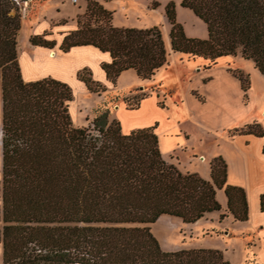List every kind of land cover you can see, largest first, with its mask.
Returning a JSON list of instances; mask_svg holds the SVG:
<instances>
[{
  "label": "trees",
  "instance_id": "obj_1",
  "mask_svg": "<svg viewBox=\"0 0 264 264\" xmlns=\"http://www.w3.org/2000/svg\"><path fill=\"white\" fill-rule=\"evenodd\" d=\"M26 1L0 0L2 264H230L217 249L164 251L150 228L163 214L191 223L219 211L217 190L226 196L219 219L230 215L247 220L246 192L226 183L224 158L210 160L208 180L182 172L163 159L155 126L123 133L102 104L93 109L86 126L73 125V92L67 83L50 76L22 78L16 36L21 24L18 4ZM180 4L205 23L207 37L187 36L176 20L175 3L169 1L165 16L172 51L202 58L204 67L239 52L264 76V0ZM112 14L101 0H87L76 28L62 36L59 50L92 45L108 52L111 59L101 67L112 85L127 69L151 79L167 64L161 31L155 26H114ZM45 36L31 35L30 42L53 48L56 40ZM233 72L246 90L249 75ZM77 77L89 91L105 90L86 67ZM144 96H124L123 101L136 108ZM233 132L264 136L255 121ZM259 208L264 212V193Z\"/></svg>",
  "mask_w": 264,
  "mask_h": 264
},
{
  "label": "rangeland",
  "instance_id": "obj_2",
  "mask_svg": "<svg viewBox=\"0 0 264 264\" xmlns=\"http://www.w3.org/2000/svg\"><path fill=\"white\" fill-rule=\"evenodd\" d=\"M104 1H106L107 7L118 9L115 13V20L117 22L131 23L135 25V28H149L154 26L159 28L167 51V66L164 65L160 67L153 80L139 78L136 71L133 69L124 70L118 75L115 85L111 87L104 82L94 79L91 73L93 80L105 85V90L101 91V93L74 91L73 86L65 82L71 87L73 92V101L69 108L72 123L78 127L86 126L93 118V109L102 104L108 108L109 120L116 119L120 122L123 133H129L137 128L151 126H155L156 132L158 125L159 130L162 126L166 125V122H168V124L171 123V117L180 112V107H176V104L179 103V98H177V96L179 97L186 93L189 80L198 73V71L193 70L197 67L194 65L188 68L184 67V60L189 58L186 55H176V59L173 57L174 54L170 51L168 42L169 23L166 17L163 19L160 17L159 13L155 14L147 8L148 4L146 5V3L148 0ZM149 1H151V5L154 2H156L155 5H158V1ZM169 1L175 3L176 10L177 0H164L161 6L163 13H165V6ZM86 2L87 0H79L75 4L70 0H27L26 2H19L21 24L16 36L17 54L32 55L31 48L33 44L30 42V37L32 35L30 31L35 27V22L41 19L42 13L46 15V19L65 18L67 21L66 23L70 24L71 21H75V15L84 13ZM180 2L178 4L181 6ZM122 5L127 15H123V12L120 11L119 8ZM181 7L186 9V7ZM177 21L183 25L181 21ZM51 31L52 30L47 29L44 32L46 33V39H54V33ZM42 34L39 33V35ZM49 57L52 58L53 56L49 53ZM179 58H181L184 64ZM37 67L40 71L57 70L56 65L52 61H39ZM202 70L201 72L203 75L210 73V75H215V78L222 77L225 73L234 75V70H241L244 74H248V88L246 90L240 89L239 91L243 96L244 107L247 106V91L249 89H253L254 92L259 94L261 90L264 89V76L254 67V63L251 59L243 58L239 52L232 57H223L219 59L214 66ZM30 73L31 71L27 70V75ZM205 77H207V75L200 78L203 84V90L210 92L214 91V95L216 96L209 98V100H205L198 92H191V90H189L188 93L199 105L200 112L203 115L201 118L210 125L211 129L203 131L190 122H184V120H182L180 116L179 117L182 121L181 125L189 128L191 134L190 138L192 142L195 143V146H200L204 151H212L218 143V138L223 137L225 133L233 134V129L231 128L234 125L231 127L228 125L235 122H243L245 118L241 112L238 113L226 107L224 109L223 106L215 104V98L222 99L224 94H226L227 97L230 96V98H235L237 95L235 92L237 90L232 89V86L229 84L222 85L221 89L225 92H221L222 96H220L219 91L222 90L216 89L211 81L204 82L206 79ZM236 79L242 88L241 81L237 76ZM192 84H194V82ZM140 93L145 94L140 100L142 101L141 105L136 108H128V104L123 101V97ZM116 95L117 97H115ZM159 101L163 103V106L158 104ZM1 114L2 100L0 83V127ZM248 123H252V121H246L244 125ZM218 194H221L219 199L216 197L221 209L219 211L206 213L195 222L187 223L183 222L180 218L163 214L150 224L151 231L157 238L161 249L164 251L217 249L222 252L224 259L229 261L230 264H264V228L261 224L255 225L254 221L256 222L258 218L256 217L254 221L250 218L245 221H236L228 215L220 220L219 214L226 209V202L223 190H217V196ZM0 264H2L1 243Z\"/></svg>",
  "mask_w": 264,
  "mask_h": 264
},
{
  "label": "crops",
  "instance_id": "obj_3",
  "mask_svg": "<svg viewBox=\"0 0 264 264\" xmlns=\"http://www.w3.org/2000/svg\"><path fill=\"white\" fill-rule=\"evenodd\" d=\"M154 1H158V5H151V1L148 0L146 3V5L148 4L147 8L155 14L159 13L160 17L164 19L166 16L161 7L164 0ZM180 1L181 0L176 1V18L183 23L186 35L189 37L206 38L207 29L205 23L190 9H183L178 4ZM101 2L105 8L112 10V24L114 26L135 27V25L131 23L117 22L115 20V13L118 9H111L109 6L107 7L106 1L104 0H101ZM119 9L123 12V15H127L123 5ZM77 16L78 15L74 16L75 21L73 20L70 24H67L65 18L46 19V15L43 13L41 14V19L35 22V27L30 33L35 35L39 33L42 34L47 29L52 30L51 32L54 33L56 45L53 48L33 45L31 48L32 55L18 54L21 75L25 81L36 80L50 75L55 79L70 83V85L73 86L74 91H89L84 82L77 77V72L80 69L87 67L91 70L94 79L104 82L110 87L114 86L107 80L106 74L101 67L103 62H109L111 59L108 52L101 51L92 45L74 46L66 52L59 50L58 44L60 43L62 36L67 31L76 28ZM168 42L170 49V38H168ZM52 51L53 57L50 58L49 53L51 55ZM170 51L174 54L173 57L175 59L176 55L181 56V53L174 52L171 49ZM221 58L223 57L218 58L216 63ZM179 60H181V58H179ZM39 61H52L56 65L57 70L40 71L37 67ZM184 61L185 68L194 65L197 68L193 70L198 71V73L192 76L189 80L186 93L182 96H177V98H179V103L176 104V107H180V112L171 117V123L168 124V122H166V125L162 126L159 130V125L157 126L156 133L158 135V146L161 155L165 161L174 164L182 172H196L204 179H210V160L215 156L221 155L227 165L226 183L244 188L248 201V218L254 221L257 217V221H254L255 225L257 226L261 224L264 228V212L260 211L259 208V198L260 195L264 193V153L262 152L264 136L239 132H233V134L225 133L223 134V137L217 139L218 143L212 151H204L200 146H195V143L192 142L190 138L191 134L189 128L187 127V129L185 126H182V121L180 120L181 117L184 122H190L203 131L211 129L210 125L201 118L203 115L200 112L199 105L188 93L189 90H191V92H198L205 100H209V98L216 96L214 95V91L210 92L203 90V84L201 83L200 78L207 75L204 82L211 81L216 89L222 90V85L229 84L232 86V89L238 91L235 92V94H237L235 98H230V96L227 97L226 94H224L222 99L215 98V104L223 106L224 109L226 107L238 113L241 112L244 115L245 119L243 122H235L228 126L231 127L234 125L231 129L240 128L241 126H244V122L246 121H255L260 124L264 132V89L261 90L260 94L254 92L253 89H249L247 91V106L244 107L243 96L239 93L242 88L240 87L236 76L230 73H225L219 78H215V75H210V73L203 75L201 72L203 71L202 69H207L208 67H204V60L202 58H186ZM182 63L184 64V62ZM215 64L211 66H214ZM159 69L157 71H159ZM27 70L31 71L28 75ZM155 75L148 80H153ZM193 82L194 84H192ZM221 92L225 91H219L220 96H222ZM72 101L73 99L69 102V108ZM141 103L142 101H140L139 106ZM220 196L221 194H218L217 196L216 192V197H218V199Z\"/></svg>",
  "mask_w": 264,
  "mask_h": 264
},
{
  "label": "built area",
  "instance_id": "obj_4",
  "mask_svg": "<svg viewBox=\"0 0 264 264\" xmlns=\"http://www.w3.org/2000/svg\"><path fill=\"white\" fill-rule=\"evenodd\" d=\"M73 4L77 3L79 0H70Z\"/></svg>",
  "mask_w": 264,
  "mask_h": 264
},
{
  "label": "bare ground",
  "instance_id": "obj_5",
  "mask_svg": "<svg viewBox=\"0 0 264 264\" xmlns=\"http://www.w3.org/2000/svg\"><path fill=\"white\" fill-rule=\"evenodd\" d=\"M51 56H53V51L51 52Z\"/></svg>",
  "mask_w": 264,
  "mask_h": 264
}]
</instances>
